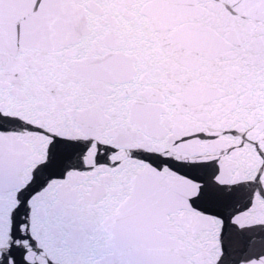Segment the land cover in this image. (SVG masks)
I'll list each match as a JSON object with an SVG mask.
<instances>
[{
	"label": "water",
	"instance_id": "95a60500",
	"mask_svg": "<svg viewBox=\"0 0 264 264\" xmlns=\"http://www.w3.org/2000/svg\"><path fill=\"white\" fill-rule=\"evenodd\" d=\"M0 264H72L32 0H0Z\"/></svg>",
	"mask_w": 264,
	"mask_h": 264
}]
</instances>
